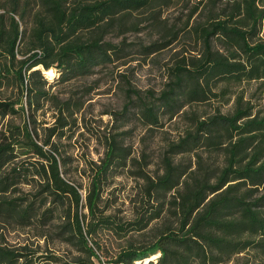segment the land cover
Wrapping results in <instances>:
<instances>
[{
	"label": "trees",
	"instance_id": "16d2710c",
	"mask_svg": "<svg viewBox=\"0 0 264 264\" xmlns=\"http://www.w3.org/2000/svg\"><path fill=\"white\" fill-rule=\"evenodd\" d=\"M170 1L0 0V221L55 228L48 232L80 253L71 262L50 255L47 264H264V38L254 40L264 31V0H199L208 16L191 29L198 56L176 66L158 103L137 97L141 118L154 127L160 115L173 117L192 103L220 97L221 106L189 118L192 130L169 147L161 174L137 170L144 197L126 224L104 215L100 203L102 187L127 167L130 152L112 139L83 199L63 177L66 164L51 140L63 130L39 138L33 116L22 117L52 99L44 72L55 69L66 83L112 64L122 50L104 41L109 28ZM250 84L255 89L247 92ZM180 155L194 162H176ZM103 232L124 245L103 252L95 241ZM0 264L33 262L0 246Z\"/></svg>",
	"mask_w": 264,
	"mask_h": 264
},
{
	"label": "rangeland",
	"instance_id": "374dc122",
	"mask_svg": "<svg viewBox=\"0 0 264 264\" xmlns=\"http://www.w3.org/2000/svg\"><path fill=\"white\" fill-rule=\"evenodd\" d=\"M198 1L171 0L168 5L160 3L132 12L111 26L104 38L105 42L121 46L122 53L112 59V64L66 83L59 82V73L53 69L55 77L49 80L51 86L47 89L52 99L37 113L32 115L25 110L22 114L23 119L30 120L33 116L39 138L47 135L49 128L63 130V137L54 136L51 140L66 164L61 168L65 172L63 177L80 188L83 199L95 166L101 164L112 139L130 152L127 167L114 171L101 192V210L119 223L134 219L144 197V180L137 170L150 178L161 174L162 158L169 147L179 144L192 130L189 118H203L220 110V97L210 103H192L173 117L160 115L159 126L154 127L144 122L137 108L140 105L137 97L158 103L161 93L173 80L176 66L197 57L201 51V44L191 29L208 16V10L198 5ZM216 4L215 8H222L220 3ZM209 7L214 10L212 5ZM263 32L254 40L264 38ZM146 48L157 51L151 53ZM43 75L48 78L46 72ZM245 88L252 92L255 84ZM130 100L133 103L126 109ZM229 108L230 104L221 110ZM60 117L61 122L66 123L63 128L58 124ZM180 160L186 165L194 162L192 155L176 157V162ZM215 164L220 166V157ZM29 190L22 188L23 192ZM83 213L86 214V210ZM54 229L21 228L0 221V246L27 254L33 264H47L50 255L59 262H71L80 256L74 248L48 232ZM95 241L108 254L115 253L125 242L110 232L99 233ZM98 254L100 256L101 251ZM244 263L242 260L239 264Z\"/></svg>",
	"mask_w": 264,
	"mask_h": 264
},
{
	"label": "bare ground",
	"instance_id": "6f19581e",
	"mask_svg": "<svg viewBox=\"0 0 264 264\" xmlns=\"http://www.w3.org/2000/svg\"><path fill=\"white\" fill-rule=\"evenodd\" d=\"M46 75L49 79H53L55 77L54 75V71L53 70H49L46 72Z\"/></svg>",
	"mask_w": 264,
	"mask_h": 264
}]
</instances>
